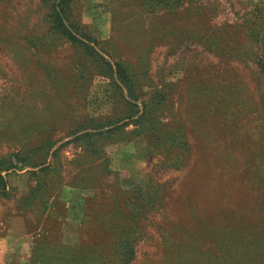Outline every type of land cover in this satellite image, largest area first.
I'll use <instances>...</instances> for the list:
<instances>
[{"label": "rangeland", "instance_id": "1", "mask_svg": "<svg viewBox=\"0 0 264 264\" xmlns=\"http://www.w3.org/2000/svg\"><path fill=\"white\" fill-rule=\"evenodd\" d=\"M0 264H264V0H0Z\"/></svg>", "mask_w": 264, "mask_h": 264}, {"label": "crops", "instance_id": "2", "mask_svg": "<svg viewBox=\"0 0 264 264\" xmlns=\"http://www.w3.org/2000/svg\"><path fill=\"white\" fill-rule=\"evenodd\" d=\"M7 248H4V250H3V253H5L7 250H6Z\"/></svg>", "mask_w": 264, "mask_h": 264}]
</instances>
